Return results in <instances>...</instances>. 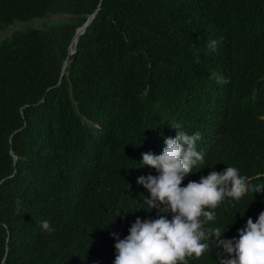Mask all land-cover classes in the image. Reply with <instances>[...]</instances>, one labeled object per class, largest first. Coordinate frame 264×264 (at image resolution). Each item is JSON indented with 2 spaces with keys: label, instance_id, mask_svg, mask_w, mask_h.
Instances as JSON below:
<instances>
[{
  "label": "trees",
  "instance_id": "obj_1",
  "mask_svg": "<svg viewBox=\"0 0 264 264\" xmlns=\"http://www.w3.org/2000/svg\"><path fill=\"white\" fill-rule=\"evenodd\" d=\"M57 14L0 43V264H114L116 236L160 215L143 154L179 131L204 156L182 186L228 166L264 184V0H0V26ZM215 211L206 227L238 239L264 193ZM224 255L213 238L188 264Z\"/></svg>",
  "mask_w": 264,
  "mask_h": 264
},
{
  "label": "clouds",
  "instance_id": "obj_2",
  "mask_svg": "<svg viewBox=\"0 0 264 264\" xmlns=\"http://www.w3.org/2000/svg\"><path fill=\"white\" fill-rule=\"evenodd\" d=\"M216 46L215 40L210 41L212 51ZM179 128L176 125L174 129ZM201 138L200 132L189 135L179 131L175 138H165L162 154H143V163L156 169L158 175L140 177L138 182L148 191L145 203L160 215L156 219L137 218L123 239L113 233L117 239L114 264H188L190 258H200L209 250L213 238L225 253L220 264H264V211L255 222L247 220L238 239H222L219 227H206L216 220L215 209L226 198L239 201L249 191L264 193V184L253 185L238 168L228 166L182 186L193 168L204 162L197 150ZM39 224L44 232L54 231L47 220Z\"/></svg>",
  "mask_w": 264,
  "mask_h": 264
},
{
  "label": "rangeland",
  "instance_id": "obj_3",
  "mask_svg": "<svg viewBox=\"0 0 264 264\" xmlns=\"http://www.w3.org/2000/svg\"><path fill=\"white\" fill-rule=\"evenodd\" d=\"M64 14L45 15L42 18H34L27 22H15L11 25L0 26V43L10 37L16 31H24L29 28L48 29L56 25L64 24L68 21Z\"/></svg>",
  "mask_w": 264,
  "mask_h": 264
},
{
  "label": "water",
  "instance_id": "obj_4",
  "mask_svg": "<svg viewBox=\"0 0 264 264\" xmlns=\"http://www.w3.org/2000/svg\"><path fill=\"white\" fill-rule=\"evenodd\" d=\"M98 10H99V9H97L93 14L89 15L87 21H86L81 27L77 28L76 33H75V36L73 37V40H72V42H71V44H70V46H69V53H68V57H67V59L65 60V63H64V66H63V72H64V70L66 69V67L68 66L70 56L73 55V54L76 52V48H75L74 50H72V43H73L74 39H75L76 37H78V40H79V37H80L82 34L85 33V31L87 30V28L89 27V25H90V24L92 23V21L94 20L96 14L98 13ZM77 42H78V41H77ZM14 159H15V160L17 159V157H16L15 155H14Z\"/></svg>",
  "mask_w": 264,
  "mask_h": 264
},
{
  "label": "bare ground",
  "instance_id": "obj_5",
  "mask_svg": "<svg viewBox=\"0 0 264 264\" xmlns=\"http://www.w3.org/2000/svg\"><path fill=\"white\" fill-rule=\"evenodd\" d=\"M77 41H78V37H76V38L74 39L73 43H72V50L75 49L76 44H77Z\"/></svg>",
  "mask_w": 264,
  "mask_h": 264
}]
</instances>
